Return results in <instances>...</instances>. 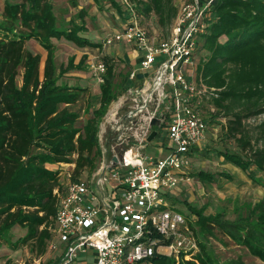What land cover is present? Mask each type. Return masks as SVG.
Returning a JSON list of instances; mask_svg holds the SVG:
<instances>
[{
	"label": "trees",
	"instance_id": "16d2710c",
	"mask_svg": "<svg viewBox=\"0 0 264 264\" xmlns=\"http://www.w3.org/2000/svg\"><path fill=\"white\" fill-rule=\"evenodd\" d=\"M111 1L126 20L129 12L124 15L122 5ZM127 1L142 19L155 15L162 35L179 11L174 0ZM207 13V25L196 47V81L214 92L211 104L227 119V137L241 146L240 152H220L254 178L251 165L264 170V119L254 131L248 130L246 121L264 115V0H214ZM84 16L80 10L79 19L65 20L55 13L52 0H4L0 13V243L10 242L9 234L20 226L25 235L10 245L32 244L42 257L53 239L59 202L56 189L62 190L61 165L74 164V179L92 175L103 158L102 119L121 95L114 86L116 59L112 57L100 56L107 69L100 83L99 105L88 110L79 106L87 87L63 79L69 70L82 67H74L71 60L57 71V40L87 48L94 55L103 50L102 41L90 37ZM31 40L47 50L43 71L42 56L27 48ZM196 175L202 181H214L211 173L199 170ZM185 202L195 214L189 221L200 251L197 262L183 264H248L241 255L224 262L213 257L199 233L214 227L264 261V198L254 205L256 224L249 217L231 220L206 215L204 206ZM152 262L175 264L173 258L162 255L154 256Z\"/></svg>",
	"mask_w": 264,
	"mask_h": 264
},
{
	"label": "built area",
	"instance_id": "2783aa9c",
	"mask_svg": "<svg viewBox=\"0 0 264 264\" xmlns=\"http://www.w3.org/2000/svg\"><path fill=\"white\" fill-rule=\"evenodd\" d=\"M124 1L130 7L128 18L102 44L132 46L142 54L140 67L130 72L134 83L102 119L99 139L109 130V149H103L92 184L72 178L70 170L65 189H56L59 202L49 248L57 249L56 239L65 244L56 264L73 261L87 248L95 250L93 264H153L157 255L183 264L197 262L200 251L189 221L195 216L180 211L172 193L181 182L191 181L192 152L207 137L209 123L200 107L203 95L214 92L198 86L193 73L198 37L214 0L182 5L167 37L142 24ZM100 56L93 55L89 67L102 83L107 65ZM153 130L156 135L149 141ZM164 131L167 138L157 140ZM152 141L158 143L155 157L145 152Z\"/></svg>",
	"mask_w": 264,
	"mask_h": 264
},
{
	"label": "rangeland",
	"instance_id": "374dc122",
	"mask_svg": "<svg viewBox=\"0 0 264 264\" xmlns=\"http://www.w3.org/2000/svg\"><path fill=\"white\" fill-rule=\"evenodd\" d=\"M116 1L122 5L124 15L127 14L130 7L127 6L125 1ZM195 1L196 0H174L178 8L185 4L194 3ZM199 1L203 3L207 2V0ZM3 2L4 0H0V13ZM52 2L55 13L65 20H70L71 18L79 19L78 15H80V10H83L85 15L84 21L89 29L90 37L100 39V41H103L108 33L121 29L122 23L124 22L120 14L121 12L117 10L111 0H52ZM206 14V16H208L207 12ZM139 19L142 24L151 31H156L160 36L164 37L168 35L170 27L164 30L165 34L162 35L160 32L161 30L158 28L155 15H151L147 19L145 17L144 19L139 17ZM55 44L54 58L57 71L67 67L71 60H73L72 65L74 67H82L71 69L63 76V79L72 84L80 83L87 87L85 90V99L81 100L79 106H85L87 110L88 108L98 106L100 82L97 75H95L93 70L89 67V61L93 59V52L87 48H80L64 39L57 40ZM27 48L42 56L41 69L43 71L47 50L35 40L29 41L27 43ZM85 55H87V58L83 61ZM100 55L116 59L114 86L117 90H120L121 95H123L125 87L131 83L129 80L130 72L133 68L138 70L140 67V58L142 54L132 46L122 43L120 45L103 47ZM162 58L164 57L161 56L159 59L161 60ZM157 65L158 62L155 63V66ZM153 72L154 69L150 71V75ZM193 74L195 75L196 73ZM19 83H21V80ZM197 85L199 86L198 83ZM121 95L118 98H120ZM118 98L111 102L110 105L115 103ZM210 99L211 95L209 93L203 95L202 105L200 107L201 113L209 123L208 140H205L203 143H197L196 147L198 150H194L195 152L193 151L191 181L181 182L173 189L174 197L177 198L175 205L180 211L190 215L189 205L185 202L187 199L196 208L204 206V214L206 215H219L222 216L223 219L229 218L231 220L249 217V222L256 224V213L253 209L254 205L260 199L264 198V170L255 164L251 165L250 171L255 175L254 178H251L245 171L228 161L223 153L220 152L219 149H221L222 152H240L241 146L234 138L227 137V131L224 127L227 119L223 115L217 113ZM263 119L264 115L248 119L246 121L248 130L254 131V127ZM103 134L104 138H102L103 140L100 143L105 152H107L109 149V141L107 139L111 133L108 130ZM100 136H102V131L99 132V138ZM164 137L167 138L165 131L159 134L157 140ZM156 146H158V143L152 141L145 150L146 154L155 157L157 155ZM72 168L68 166L62 172V191L66 187L68 180L67 175ZM199 170L211 173L214 177V181L208 182L200 180L196 175ZM108 176H110V173H108ZM259 177H261L262 180H259ZM81 179L89 185L92 184V175H85ZM191 214L195 216V214ZM25 233V229L20 226H15L8 236V241L16 243ZM199 238L206 243L213 257L220 262L241 255L248 264H264V261L252 255L246 246L234 242L229 235L223 233L218 227H214L213 231L211 230L205 234L202 232L199 233ZM10 242L1 241L0 243V264H56L65 246L64 243L58 240L56 241L57 249L53 251L50 250L48 246L47 254L42 257L39 254L38 248L35 249V251L32 250V244L27 245L20 243L18 248H13ZM89 249V253L79 251L78 258L66 264H80V262L85 261L91 257L92 248ZM87 256L89 257L87 258Z\"/></svg>",
	"mask_w": 264,
	"mask_h": 264
},
{
	"label": "crops",
	"instance_id": "0c3cea01",
	"mask_svg": "<svg viewBox=\"0 0 264 264\" xmlns=\"http://www.w3.org/2000/svg\"><path fill=\"white\" fill-rule=\"evenodd\" d=\"M207 15V14H206ZM206 18H207V16H206ZM138 83L140 82V81H137ZM208 134H209V126H208V130H207V137H208ZM206 137V141L208 140V138ZM203 143V142H202ZM195 150H198L197 148L195 149ZM200 150V149H199ZM169 150L168 149H166L165 151H164V153H167ZM195 152V151H194ZM194 152H192V155L194 154ZM233 164V163H232ZM65 166H71V168L73 167V164H62L61 165V168L62 169H66L67 167H65ZM70 168V167H69ZM172 194H174V193H172ZM56 241H58V239H56ZM90 249L89 248H87L85 251H82V252H88ZM92 250V253L90 254V256L91 257H89V256H87V258L88 259H86L85 261H82V262H80V264H93L94 262H95V259H96V253H95V250L94 249H91ZM81 252V251H80ZM90 252V251H89ZM88 252V253H89ZM77 258H78V256H77Z\"/></svg>",
	"mask_w": 264,
	"mask_h": 264
},
{
	"label": "water",
	"instance_id": "95a60500",
	"mask_svg": "<svg viewBox=\"0 0 264 264\" xmlns=\"http://www.w3.org/2000/svg\"><path fill=\"white\" fill-rule=\"evenodd\" d=\"M138 77H139V78H142V77H143V74H142V73H139V74H138ZM153 123H155V120L153 121ZM155 135H156V130H153V131L151 132V134L149 135L148 140L151 141V140L155 137ZM115 159H116V158H115Z\"/></svg>",
	"mask_w": 264,
	"mask_h": 264
}]
</instances>
